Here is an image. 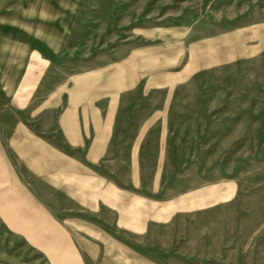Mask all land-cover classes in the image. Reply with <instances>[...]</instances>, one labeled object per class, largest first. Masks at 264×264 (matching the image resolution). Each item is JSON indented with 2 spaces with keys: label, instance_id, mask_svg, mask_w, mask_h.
Masks as SVG:
<instances>
[{
  "label": "rangeland",
  "instance_id": "rangeland-1",
  "mask_svg": "<svg viewBox=\"0 0 264 264\" xmlns=\"http://www.w3.org/2000/svg\"><path fill=\"white\" fill-rule=\"evenodd\" d=\"M37 1L39 13L46 10L55 26L50 71L55 84L118 61L131 46H162L153 52L183 57L194 42L245 29L240 58L201 69L191 79L149 95L136 89L125 97L119 122L120 129L132 121L136 125L143 120L138 111H151L165 100L167 116L155 123L165 133L150 134L141 158L144 177L156 171L161 180L140 183L139 190L184 193L193 188L215 193L213 202L155 223L145 234L121 227L120 216L106 208L96 215L97 223L90 221L96 228L68 225L73 239L90 253L117 252L110 244L111 235H117L159 264H264V0ZM209 48L197 44L194 62L203 60ZM154 53L146 64L150 75L144 78L160 74L153 66L175 61ZM127 136L121 130L118 139ZM159 139L162 145H157ZM241 223L247 228L241 229ZM85 256L89 258L87 251ZM0 264L49 263L0 218Z\"/></svg>",
  "mask_w": 264,
  "mask_h": 264
},
{
  "label": "crops",
  "instance_id": "crops-1",
  "mask_svg": "<svg viewBox=\"0 0 264 264\" xmlns=\"http://www.w3.org/2000/svg\"><path fill=\"white\" fill-rule=\"evenodd\" d=\"M37 2L0 0V218L49 264H159L117 235L110 242L117 252L90 253L73 239L68 223L96 228L90 221L97 223L96 215L106 208L120 216L116 221L121 227L145 234L155 223L213 202L215 193L193 188L184 193L139 190L140 183L161 180L156 171L144 177L141 158L150 134L165 133L162 124L155 125L167 116L165 100L151 111H138L143 120L136 125L132 121L120 129L119 122L128 94L172 88L201 69L240 58L247 32L237 27L203 43L190 40L194 46L183 57L153 52L162 46H131L124 58L55 84L50 73L55 26L46 10L39 13ZM195 43L210 46L199 63L194 62ZM151 53L175 60L153 66L160 72L153 79L144 78L150 75L146 64ZM121 130L129 136L119 140Z\"/></svg>",
  "mask_w": 264,
  "mask_h": 264
}]
</instances>
